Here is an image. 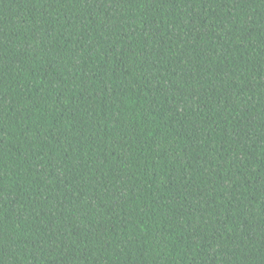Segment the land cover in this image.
I'll return each instance as SVG.
<instances>
[{
	"label": "trees",
	"instance_id": "16d2710c",
	"mask_svg": "<svg viewBox=\"0 0 264 264\" xmlns=\"http://www.w3.org/2000/svg\"><path fill=\"white\" fill-rule=\"evenodd\" d=\"M0 264H264V0H0Z\"/></svg>",
	"mask_w": 264,
	"mask_h": 264
}]
</instances>
